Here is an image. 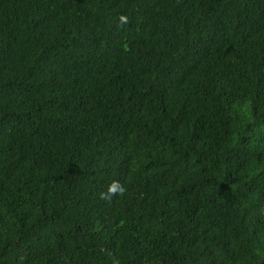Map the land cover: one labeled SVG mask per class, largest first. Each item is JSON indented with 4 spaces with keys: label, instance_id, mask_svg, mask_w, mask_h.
<instances>
[{
    "label": "trees",
    "instance_id": "obj_1",
    "mask_svg": "<svg viewBox=\"0 0 264 264\" xmlns=\"http://www.w3.org/2000/svg\"><path fill=\"white\" fill-rule=\"evenodd\" d=\"M0 264H264V0H0Z\"/></svg>",
    "mask_w": 264,
    "mask_h": 264
},
{
    "label": "clouds",
    "instance_id": "obj_2",
    "mask_svg": "<svg viewBox=\"0 0 264 264\" xmlns=\"http://www.w3.org/2000/svg\"><path fill=\"white\" fill-rule=\"evenodd\" d=\"M129 22V18L126 15H120L119 16V23L121 25L123 24H127ZM127 191V187L125 184H122L120 181H112L108 187L106 192H101L100 198L101 199H105V200H111L112 196L114 195H119V196H123Z\"/></svg>",
    "mask_w": 264,
    "mask_h": 264
}]
</instances>
